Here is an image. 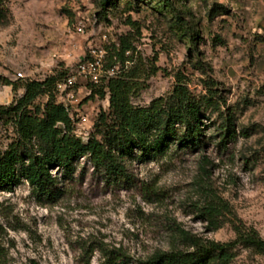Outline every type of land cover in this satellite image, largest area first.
Returning a JSON list of instances; mask_svg holds the SVG:
<instances>
[{
	"label": "rangeland",
	"instance_id": "374dc122",
	"mask_svg": "<svg viewBox=\"0 0 264 264\" xmlns=\"http://www.w3.org/2000/svg\"><path fill=\"white\" fill-rule=\"evenodd\" d=\"M104 3L3 0L0 105L22 97L29 79L73 74L76 84L63 94L56 86L55 98L70 106L79 137L101 138L97 121L110 101L109 93L101 97L99 91L107 80L95 83L79 75L78 66L97 57L107 68L108 48L129 35L136 50L127 65L138 71L135 105L170 96L180 76L200 96L205 80L213 78L235 116L237 135L220 139L221 119L215 117L202 149L174 142L155 159L126 157L128 180L110 181L82 157L73 177L53 170L60 177L56 198L39 196L25 180L0 191V264H106L111 255L145 259L158 249L184 248L182 228L231 241L232 218L264 238V0H173L171 11L158 0ZM194 31L200 38H191ZM47 99L43 95L35 104ZM16 136L14 122L0 117V146L8 148ZM209 192L227 205L217 229L202 214ZM231 264H264V254L238 247Z\"/></svg>",
	"mask_w": 264,
	"mask_h": 264
},
{
	"label": "trees",
	"instance_id": "16d2710c",
	"mask_svg": "<svg viewBox=\"0 0 264 264\" xmlns=\"http://www.w3.org/2000/svg\"><path fill=\"white\" fill-rule=\"evenodd\" d=\"M115 3L116 0H105L104 6ZM158 4L165 10L174 9L173 0H158ZM4 14L5 6L0 0V20ZM177 21L180 25L186 24L179 14ZM197 37L200 35L194 31L191 38ZM108 49L107 68L118 65L119 69L115 76L103 79L107 83L99 91L101 97L109 93L110 101L108 111H102L97 121L101 138L97 134H92L87 141L79 137L70 106L56 100L57 82L64 78L65 72L62 76L27 80L22 97L8 106L0 105V117L11 119L17 131L8 148L0 146V191H12L25 180L39 196L56 198L61 192L60 177L53 170L73 177L82 157H88L106 179L128 180L131 175L124 162L126 157L142 161L155 159L166 153L174 142L202 149L205 132L215 117L221 119L220 139L227 141L236 137L235 116L227 107L217 80H205L206 93L196 96L184 76H180L170 96L160 97L149 106H138L131 98L138 71L127 65L136 50L133 41L129 35H122L119 45L113 44ZM43 95L48 96L46 103L36 105V100ZM208 194L212 199L202 208V214L211 224L210 228L217 229L227 205L215 193ZM231 222L235 231L231 241H215L182 228L180 239L184 248L158 249L151 256L134 261L111 255L106 264H231L238 247L264 254V238L254 227L240 219L232 218Z\"/></svg>",
	"mask_w": 264,
	"mask_h": 264
},
{
	"label": "built area",
	"instance_id": "2783aa9c",
	"mask_svg": "<svg viewBox=\"0 0 264 264\" xmlns=\"http://www.w3.org/2000/svg\"><path fill=\"white\" fill-rule=\"evenodd\" d=\"M79 30H82L81 26L79 27ZM115 73V67L105 68L102 59L97 57L87 62H81L78 66V74L90 78L95 83L103 81L104 78L115 76ZM19 76H23V74L19 73ZM76 82V75H68L66 78L57 82V89L63 94L68 91V89L72 88ZM68 96L73 98L74 93L70 91L68 92Z\"/></svg>",
	"mask_w": 264,
	"mask_h": 264
}]
</instances>
